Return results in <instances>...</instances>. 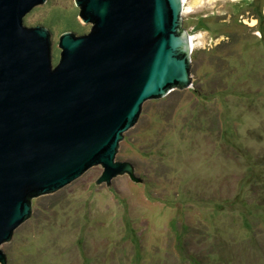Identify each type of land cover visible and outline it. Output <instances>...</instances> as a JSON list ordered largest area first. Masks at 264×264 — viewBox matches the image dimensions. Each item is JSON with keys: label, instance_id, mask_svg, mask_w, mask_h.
<instances>
[{"label": "rangeland", "instance_id": "374dc122", "mask_svg": "<svg viewBox=\"0 0 264 264\" xmlns=\"http://www.w3.org/2000/svg\"><path fill=\"white\" fill-rule=\"evenodd\" d=\"M184 1L191 83L145 100L115 152L141 180L96 183V164L33 197L6 264H264V0ZM77 15L45 0L23 23L56 64L59 35L89 31Z\"/></svg>", "mask_w": 264, "mask_h": 264}, {"label": "water", "instance_id": "95a60500", "mask_svg": "<svg viewBox=\"0 0 264 264\" xmlns=\"http://www.w3.org/2000/svg\"><path fill=\"white\" fill-rule=\"evenodd\" d=\"M45 0H0V244L28 218L31 200L101 165L96 183L127 173L115 160L145 100L191 83L182 0H74L86 33L59 35L23 17ZM0 264L6 255L0 248Z\"/></svg>", "mask_w": 264, "mask_h": 264}, {"label": "trees", "instance_id": "16d2710c", "mask_svg": "<svg viewBox=\"0 0 264 264\" xmlns=\"http://www.w3.org/2000/svg\"><path fill=\"white\" fill-rule=\"evenodd\" d=\"M250 1H252V0L247 1L248 4H249ZM249 5H251V4H249ZM255 17H256L257 19L259 18L258 15H256ZM203 50H205V48H204ZM174 90H175V89H174Z\"/></svg>", "mask_w": 264, "mask_h": 264}, {"label": "bare ground", "instance_id": "6f19581e", "mask_svg": "<svg viewBox=\"0 0 264 264\" xmlns=\"http://www.w3.org/2000/svg\"><path fill=\"white\" fill-rule=\"evenodd\" d=\"M184 3H185V1L184 0H182ZM192 43V41H191V39H190V42H189V44H191Z\"/></svg>", "mask_w": 264, "mask_h": 264}]
</instances>
